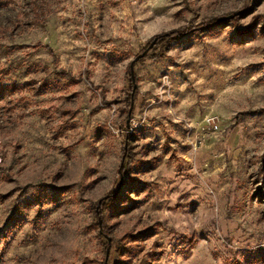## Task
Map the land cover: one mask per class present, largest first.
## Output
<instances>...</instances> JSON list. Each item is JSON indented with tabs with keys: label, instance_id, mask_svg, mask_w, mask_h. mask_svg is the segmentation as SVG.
Segmentation results:
<instances>
[{
	"label": "rangeland",
	"instance_id": "rangeland-1",
	"mask_svg": "<svg viewBox=\"0 0 264 264\" xmlns=\"http://www.w3.org/2000/svg\"><path fill=\"white\" fill-rule=\"evenodd\" d=\"M0 87V264H264V0H0Z\"/></svg>",
	"mask_w": 264,
	"mask_h": 264
},
{
	"label": "trees",
	"instance_id": "trees-1",
	"mask_svg": "<svg viewBox=\"0 0 264 264\" xmlns=\"http://www.w3.org/2000/svg\"><path fill=\"white\" fill-rule=\"evenodd\" d=\"M213 23L209 24V25H206L204 28H203V31H206L208 29H211L213 27H217V26H220L222 25V23L224 24V22H218L216 20L212 21ZM251 28V26H250ZM248 28V29H245L244 31H242L240 34L241 35H250L251 34V29ZM185 30V29H184ZM187 33H193L192 30H185L184 32H180V31H172V32H169L168 34L166 35H158V36H155L153 37L151 40L155 39V43H154V46L156 48H162L164 47L167 43H170L171 41H176L178 40L179 38L185 36ZM45 49L48 50V53H51L50 51V48L48 46H44ZM2 91H3V88L0 87V97L2 95ZM116 197V196H115ZM114 198V196H112L111 193H109L107 195V197L104 199V200H101V204L102 206L107 203V202H111V200ZM103 206V207H104ZM102 207V209H103ZM101 209V210H102ZM191 244H193V241L190 242Z\"/></svg>",
	"mask_w": 264,
	"mask_h": 264
},
{
	"label": "water",
	"instance_id": "water-1",
	"mask_svg": "<svg viewBox=\"0 0 264 264\" xmlns=\"http://www.w3.org/2000/svg\"><path fill=\"white\" fill-rule=\"evenodd\" d=\"M141 55H142V54H141ZM141 55L137 56V57L134 59V61H135L136 59H138L139 57H141ZM129 74H130V76L132 75L131 64L129 65Z\"/></svg>",
	"mask_w": 264,
	"mask_h": 264
},
{
	"label": "built area",
	"instance_id": "built-area-1",
	"mask_svg": "<svg viewBox=\"0 0 264 264\" xmlns=\"http://www.w3.org/2000/svg\"><path fill=\"white\" fill-rule=\"evenodd\" d=\"M211 123L213 124V122H211ZM210 126H211L213 129L216 128L215 124H213V125L210 124Z\"/></svg>",
	"mask_w": 264,
	"mask_h": 264
}]
</instances>
